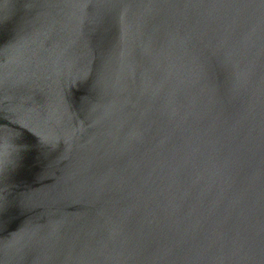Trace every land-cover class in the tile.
I'll list each match as a JSON object with an SVG mask.
<instances>
[{
	"label": "water",
	"instance_id": "95a60500",
	"mask_svg": "<svg viewBox=\"0 0 264 264\" xmlns=\"http://www.w3.org/2000/svg\"><path fill=\"white\" fill-rule=\"evenodd\" d=\"M0 264H264V0H0Z\"/></svg>",
	"mask_w": 264,
	"mask_h": 264
}]
</instances>
